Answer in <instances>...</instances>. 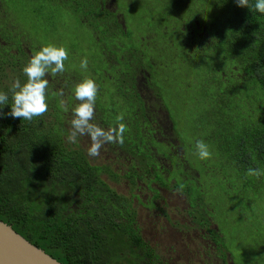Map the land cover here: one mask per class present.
I'll use <instances>...</instances> for the list:
<instances>
[{
	"label": "trees",
	"instance_id": "obj_1",
	"mask_svg": "<svg viewBox=\"0 0 264 264\" xmlns=\"http://www.w3.org/2000/svg\"><path fill=\"white\" fill-rule=\"evenodd\" d=\"M47 1L70 3V12L78 15L81 22H92L101 14V27L106 33L113 36L127 33L121 17L106 8L105 0ZM254 2L250 0V4ZM204 4L199 6L192 0L187 1L180 10L186 12L185 16L175 24H164L166 28H162L160 35L172 50V56L178 53L177 45L182 48L183 57H200L209 47L218 46L225 54H232L230 63L218 65L213 75L222 83L221 95L229 100L216 105L210 118L215 114L240 115V128L231 130L228 138L225 129L222 126L219 129L223 131L221 139L226 138L223 149L229 151L235 169L245 177L250 167L264 170V14L238 7L235 0H204ZM195 6L202 9L200 13ZM7 9L0 0V91L8 93L11 104L10 85L16 78L22 84L26 82L22 69L32 54L22 47L20 32L13 29L16 34L13 35L8 28V19L15 22L14 26L19 25ZM168 25L175 27L169 29ZM4 27L8 34L3 33ZM15 36H19V40H14ZM99 38L105 40L102 36ZM147 38V42L152 40L151 36ZM10 48L15 52L10 53ZM120 49L115 71L119 75L113 82L118 97H124L125 110L111 112V124L96 110L94 117L108 128L115 125L118 115H124L122 122L128 128L124 144L113 145L130 160L126 176L135 186L139 179L149 177L154 171V166H149L148 162L161 160L152 144V141H161L156 139L154 132L158 129L153 125L152 113H146L137 86L136 75L143 68L134 64V58L140 60L142 53L138 48ZM105 50L107 62L116 63ZM73 75L69 72L59 75L68 112L60 105V96L54 95L60 91L54 85L59 79L55 75L51 77L56 78L55 81L49 83L46 90L48 111L43 116L34 117L32 121L0 117V220L63 264H163L154 248L141 237L130 198L117 193L101 177L106 171L114 179L121 175L111 171L110 164H92L79 142L71 144L66 139L69 128L65 122L69 121L71 108L77 104L72 96L76 84ZM143 76L149 77L146 71ZM241 88L245 89L244 96L239 93ZM98 92L101 95V89ZM236 101L242 103L236 114H224L225 108ZM10 110V105L0 107L3 113ZM170 122L173 129L174 123ZM185 173L192 175L190 170ZM185 190L189 192L190 188Z\"/></svg>",
	"mask_w": 264,
	"mask_h": 264
},
{
	"label": "rangeland",
	"instance_id": "obj_2",
	"mask_svg": "<svg viewBox=\"0 0 264 264\" xmlns=\"http://www.w3.org/2000/svg\"><path fill=\"white\" fill-rule=\"evenodd\" d=\"M1 1L19 25L14 26L15 22L11 23L6 16L8 28L13 35V29L20 32L22 47L30 54L48 44L67 49L65 72L74 73L72 79L76 83L85 78L94 80L98 91L101 89L95 110L104 114L107 122H110L111 112H120L126 107H122L124 97H118L113 82L119 75L115 71L120 47L140 49L142 56L140 60L134 58V64L144 70L136 75V81L146 113H152L153 125L160 132L154 134L161 142L152 141V144L161 160L149 161L154 171L149 177L139 179L135 186L121 177L114 179L106 172L101 177L117 193L130 198L137 212L140 234L155 247L161 259L167 264H264V176L260 180L242 177L230 160L229 151L223 149L230 131L241 126L240 115L235 114L242 103L236 101L225 108L224 114L234 113L233 117L215 114L210 118L216 105L229 100L221 95L222 83L213 75L218 65L230 63L232 54H225L218 46L209 47L200 57H183L182 48L177 45L178 53L172 56V50L160 35L162 28H166L164 24H175L185 16L186 12L180 10L191 0H105L106 8L121 17L127 32L114 36L102 29L101 14L92 22H81L78 15L70 12V3ZM192 3L205 6L204 0H192ZM194 8L198 13L202 10L198 6ZM2 31L9 33L5 27ZM146 35L152 40L147 42ZM13 39L19 40V36ZM104 48L116 63L107 62ZM14 52L15 49L10 48V53ZM83 58L88 60L86 70L80 68ZM145 71L149 75L147 79L143 76ZM59 75L54 85L64 92V87L59 86L63 84ZM51 77L50 74L45 77L49 83L56 79ZM239 93L244 96L245 89L241 88ZM61 100L67 104L65 92L59 103ZM73 102L79 103L75 99ZM168 114L174 123L173 129ZM69 121L65 122L68 128ZM93 122L101 126L96 117ZM220 126L228 134L225 139L220 137L223 132ZM197 140L209 145L211 159L201 161L195 155ZM78 142L86 153L88 138L81 137ZM88 159L92 164H110L111 171L116 173H122L130 162L113 144H106L99 157ZM187 170L192 175L186 174ZM187 187L189 192L185 190Z\"/></svg>",
	"mask_w": 264,
	"mask_h": 264
},
{
	"label": "clouds",
	"instance_id": "obj_3",
	"mask_svg": "<svg viewBox=\"0 0 264 264\" xmlns=\"http://www.w3.org/2000/svg\"><path fill=\"white\" fill-rule=\"evenodd\" d=\"M238 7L248 8L260 14H264V0H255L250 4V0H235ZM68 59V51L65 47L48 44L42 46L34 52L28 62L23 67V74L26 76V82L23 84L16 78L12 81L9 91L11 92V104H9V95L0 91V107L10 105V112H0V117L11 116L12 118L32 121L34 117L43 116L48 111L46 100V90L49 86L47 75H58L65 72V61ZM88 60L83 58L80 61V68L87 69ZM98 94V87L94 80L85 78L73 86V95L76 101H79L71 108L72 118L69 121L70 128L66 137L71 144H77L79 138L87 137L89 145L86 148V154L90 158L100 156L101 149L106 144H124V134L128 131L127 126L123 123L124 115L116 117V123L107 129L94 123L95 103ZM54 95L63 97V90ZM61 107L65 112L69 108L63 100ZM195 155L201 161L212 158L210 147L203 140L195 142ZM264 176V170L259 168H248L246 177L256 179Z\"/></svg>",
	"mask_w": 264,
	"mask_h": 264
},
{
	"label": "water",
	"instance_id": "obj_4",
	"mask_svg": "<svg viewBox=\"0 0 264 264\" xmlns=\"http://www.w3.org/2000/svg\"><path fill=\"white\" fill-rule=\"evenodd\" d=\"M0 264H63L0 220Z\"/></svg>",
	"mask_w": 264,
	"mask_h": 264
},
{
	"label": "flooded vegetation",
	"instance_id": "obj_5",
	"mask_svg": "<svg viewBox=\"0 0 264 264\" xmlns=\"http://www.w3.org/2000/svg\"><path fill=\"white\" fill-rule=\"evenodd\" d=\"M138 86V85H137ZM127 165V164H126ZM125 165V166H126ZM127 167V166H126ZM126 167L125 168H123L124 170H123V172L122 173H119L120 175H121V178H123V179H125L127 182H129L130 183V180H129V178H128V176H126V172L128 171V169L129 168H127L126 169ZM116 172V171H115ZM106 173L107 174H109L107 171H106ZM101 175H102V173H101ZM111 177V176H110ZM116 191V190H115ZM117 192V191H116ZM130 192V191H129ZM130 196H131V198L133 199L134 197H133V195L130 193ZM134 202V201H133ZM135 213H137L136 211H135ZM136 220H137V214H136ZM137 225H138V221H137ZM138 227H139V225H138ZM140 228V227H139ZM139 233H140V229H139ZM141 235V234H140ZM141 237L145 240V241H147L142 235H141ZM148 244L151 246V247H153L154 248V250H155V252L158 254V252L156 251V249H155V247L153 246V245H151L149 242H148ZM159 255V254H158ZM160 256V255H159ZM161 258V257H160ZM161 261L163 262V264H167L166 263V261H163L162 259H161Z\"/></svg>",
	"mask_w": 264,
	"mask_h": 264
}]
</instances>
